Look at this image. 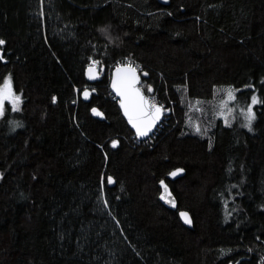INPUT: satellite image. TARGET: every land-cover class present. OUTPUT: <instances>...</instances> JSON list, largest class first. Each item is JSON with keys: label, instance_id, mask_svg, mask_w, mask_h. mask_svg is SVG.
Instances as JSON below:
<instances>
[{"label": "trees", "instance_id": "trees-1", "mask_svg": "<svg viewBox=\"0 0 264 264\" xmlns=\"http://www.w3.org/2000/svg\"><path fill=\"white\" fill-rule=\"evenodd\" d=\"M169 1L0 0V86L21 97L0 117V264H264V0ZM129 62L172 109L147 142L110 89ZM220 85L260 97L251 130L216 114Z\"/></svg>", "mask_w": 264, "mask_h": 264}, {"label": "snow or ice", "instance_id": "snow-or-ice-1", "mask_svg": "<svg viewBox=\"0 0 264 264\" xmlns=\"http://www.w3.org/2000/svg\"><path fill=\"white\" fill-rule=\"evenodd\" d=\"M101 31H106L102 29ZM111 39V37H109ZM5 43L4 40L0 39V45ZM0 59H3V56L0 55ZM93 63H97L93 61ZM91 72V65L89 66ZM147 75V73H144ZM138 75L136 69L131 66V63L125 64L123 66L117 65L116 76L113 79L112 87L118 92L121 97L120 104L124 109L125 115L128 117L129 122L136 129V134L138 136H146L149 131H151L155 122L160 118L163 106L157 105L154 102H151L148 97L144 96L140 89L136 86L138 82ZM148 90L151 91V86H148ZM226 97L228 100L235 101L236 97L231 90V88L225 90ZM85 97H87V90L84 92ZM5 101L9 102L12 106V109L15 110L17 105L21 102V98L17 95L10 82V78H5L4 84L0 86V117H3L5 114L4 103ZM260 102L258 98L253 95L251 97V103L247 105L246 110L241 109V113L244 115L246 124L245 126L251 130L252 121L255 119V113L252 111V106ZM224 102H222L223 104ZM93 112H97V109H92ZM102 115L101 113H98ZM221 115H224V112L221 111ZM14 126H20L18 122L11 121ZM225 123H228L227 117H225ZM196 131L200 132L201 129L199 125L196 126ZM117 141H113L115 145ZM183 169H176L173 172H170V176H175L178 172H182ZM2 175V173H0ZM109 182H112V178L109 177ZM161 185H164V181H160ZM165 188L167 187L164 185ZM183 217L186 218L187 223H191V220L188 218L187 213H181Z\"/></svg>", "mask_w": 264, "mask_h": 264}, {"label": "water", "instance_id": "water-1", "mask_svg": "<svg viewBox=\"0 0 264 264\" xmlns=\"http://www.w3.org/2000/svg\"><path fill=\"white\" fill-rule=\"evenodd\" d=\"M161 3L163 4H169V0H159ZM125 64H128V63H124V64H120L121 66L125 65ZM91 65V72H90V69H89V66ZM131 66L133 68L136 69V72H137V75L139 77L138 79V82H137V87L140 89V91L142 92V94L146 97L149 98V100L151 102H154L149 96L148 94L145 92L144 88H143V85H142V75L139 71V69L132 65ZM116 68L117 66L112 70L111 72V79H110V89L111 91L113 92V94L115 95V97L117 98L118 100V106L124 116V118L126 119L128 125L130 126V128L133 130L134 134L136 135L137 138H139L140 140H144V139H147L149 138L154 132L155 130L158 128V126L160 125V123L162 122L164 116H165V110H162V113H161V116L160 118L155 122V124L153 125L151 131L148 132V134L146 136H138L136 134V129L133 127V125L129 122L128 120V117L125 115V112H124V109L121 107V104H120V100H121V97L120 95L118 94V92L112 87V82H113V79L114 77L116 76ZM105 70V67H98L96 64L94 63H90L88 66H87V69H86V78L87 80L90 82V83H95L99 80H101L102 78V71ZM85 90H87V97H85L84 95V92ZM83 93H82V99L84 101H91L92 99V95L93 93H96V89H91V88H86ZM155 104L157 105H161L159 103H156L154 102ZM162 106V105H161ZM97 109V112L98 113H101L102 115H99L97 114V112H93L91 110V114L93 117L95 118H98L100 120H105V114L103 113V111L101 109H99L97 106H94L92 109ZM163 109H165L163 107ZM176 169H183L181 167L179 168H176ZM176 169H174L173 171H175ZM171 171V172H173ZM184 174V169L182 172H178L175 176H170L169 174L167 175V177L171 180H176L177 178L181 177L182 175ZM112 178V177H111ZM164 181V185H166L167 187L165 188L164 185H161V183L159 182V186L161 188V192L159 194V200L162 202V204H164L166 207L170 208V209H173V210H177L178 209V201H177V198L175 196V194L173 193L172 189H171V186L167 183V181L165 179H163ZM115 183L114 179L112 178V182H110V185H113ZM181 213H187L188 214V218L191 220V223H187L186 222V218L183 217L181 215ZM179 216H180V219L182 221V223L184 225H186L187 227H190V228H193V218H192V215L189 211L187 210H180L179 211Z\"/></svg>", "mask_w": 264, "mask_h": 264}, {"label": "rangeland", "instance_id": "rangeland-1", "mask_svg": "<svg viewBox=\"0 0 264 264\" xmlns=\"http://www.w3.org/2000/svg\"><path fill=\"white\" fill-rule=\"evenodd\" d=\"M93 61H96L94 59L91 60L90 63H93ZM97 63H95L98 67H100L99 65V62L96 61ZM7 78H10V82H11V86L14 90V87H13V82H12V77L11 75H9ZM4 84V83H3ZM231 88V90L233 91L235 97H237V94L238 92H240L243 88H240V87H237V86H234V85H220L217 87L216 89V98H217V102H218V106H217V110H216V114L218 116H221L222 118H224L225 120V117H227L228 119V123H225L227 125H230L229 121H231L232 119V115L234 116L235 113H238L241 114V116L243 117V119L245 120V117L244 115L241 113V109H245L247 108V105L251 103V101L245 105H242V104H232V102L234 101H231V100H228V98L226 97V94H225V90ZM15 92V91H14ZM16 93V92H15ZM17 94V93H16ZM19 95V94H17ZM20 96V95H19ZM256 97L258 98V100L260 101V97L258 95H256ZM21 98V97H20ZM236 101V99H235ZM6 103H8L9 105H11L9 102L5 101ZM222 102H224L222 104ZM260 102H258L257 104L253 105L252 106V111L255 113V117H256V105H258ZM200 105V104H198ZM196 106V111H198L199 113V116H202L204 117L205 119H207L208 121L210 120V116H209V113H205V112H202V108L201 106ZM20 107V103L17 105L16 109ZM221 111L224 112V115H221ZM246 121V120H245ZM197 126V125H196Z\"/></svg>", "mask_w": 264, "mask_h": 264}, {"label": "built area", "instance_id": "built-area-1", "mask_svg": "<svg viewBox=\"0 0 264 264\" xmlns=\"http://www.w3.org/2000/svg\"><path fill=\"white\" fill-rule=\"evenodd\" d=\"M133 65V64H132ZM164 106V105H163ZM166 110H165V116H164V118H163V120H162V122L160 123V125L158 126V128L155 130V132L149 137V138H147V139H144V140H140L139 138H137L136 137V135L134 134L133 135V137L135 138V140H137V141H144V142H147L162 126H163V124L165 123V121L166 120H168L169 119V115H170V112L172 111V109L171 108H169V107H164Z\"/></svg>", "mask_w": 264, "mask_h": 264}]
</instances>
